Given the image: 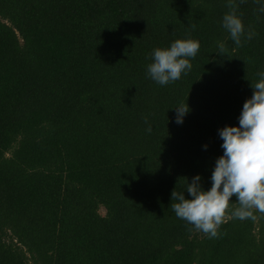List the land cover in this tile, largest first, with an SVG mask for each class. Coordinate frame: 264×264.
<instances>
[{"label":"trees","instance_id":"trees-1","mask_svg":"<svg viewBox=\"0 0 264 264\" xmlns=\"http://www.w3.org/2000/svg\"><path fill=\"white\" fill-rule=\"evenodd\" d=\"M235 3L241 46L228 0H0V264H264V215L209 238L170 207L210 190L264 72V0ZM177 39L200 49L162 86L147 67Z\"/></svg>","mask_w":264,"mask_h":264},{"label":"clouds","instance_id":"clouds-1","mask_svg":"<svg viewBox=\"0 0 264 264\" xmlns=\"http://www.w3.org/2000/svg\"><path fill=\"white\" fill-rule=\"evenodd\" d=\"M228 7L231 11L223 16V27L235 45L241 46L245 27L236 14L235 0H228ZM259 10L264 12V6ZM255 35L250 31L247 39ZM218 47L221 55L227 52L224 43ZM199 49V41L193 39H177L168 48H156L152 53L153 62L147 67L149 77L162 86L179 80L191 70L190 60ZM258 75L259 81L251 82L254 91L243 105L239 125L226 126L218 132L223 141V155L216 160L210 190L202 187L201 176L197 175L188 181L185 191L176 188L171 194L170 207L176 217L209 238L218 236L220 226L228 218L243 221L255 220L256 213L264 215V72ZM175 109L176 123L181 124L190 111L189 105L181 103ZM152 130L149 125L147 131ZM185 192L190 198H186ZM232 197L236 198L235 206Z\"/></svg>","mask_w":264,"mask_h":264}]
</instances>
